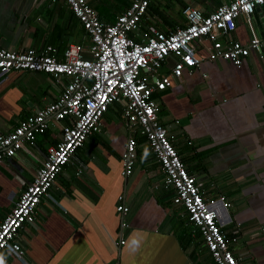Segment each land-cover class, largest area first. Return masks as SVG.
Returning a JSON list of instances; mask_svg holds the SVG:
<instances>
[{"label": "crops", "instance_id": "obj_1", "mask_svg": "<svg viewBox=\"0 0 264 264\" xmlns=\"http://www.w3.org/2000/svg\"><path fill=\"white\" fill-rule=\"evenodd\" d=\"M96 1L90 4L105 23H113L131 4L98 0L97 8ZM172 1H152L154 6L163 2L164 11L150 16L147 10L151 27L172 31L181 16L180 2L209 13L231 0ZM251 23L264 38V9L255 10ZM250 37L242 16L230 39L247 44ZM77 44L89 57L85 31L63 0H0L2 48L41 51L52 46L54 56L63 59L65 50ZM207 46L194 42L198 66L172 78L152 98L159 122L203 197H223L229 204L230 223L222 230L228 238L237 236L232 250L238 262L264 264V51L251 52L237 68L224 60L209 61ZM168 72L164 68L158 76ZM68 81L40 72L0 74V135L53 103ZM123 105L108 107L98 131L57 176L52 199L42 198L34 223L18 231L23 260L3 251L0 264H213L202 249H191L196 243L187 244L195 226L173 204V190L164 187L160 166L139 133L132 174L122 177L130 133ZM66 121L50 120L49 131L37 136L33 146L0 161V223L31 183L47 149L60 140ZM120 197L129 209L124 219L117 211Z\"/></svg>", "mask_w": 264, "mask_h": 264}, {"label": "built area", "instance_id": "obj_2", "mask_svg": "<svg viewBox=\"0 0 264 264\" xmlns=\"http://www.w3.org/2000/svg\"><path fill=\"white\" fill-rule=\"evenodd\" d=\"M63 1L85 31L89 57L79 44L70 45L63 59L54 56L52 46L41 51H13L0 46V74L30 71L50 75L57 81L62 77L69 80L53 103L0 135L1 161L14 157L25 145L33 146L37 136L49 131L50 120H67L61 125L60 140L47 149L46 159L31 183L0 223V256L7 251L23 260L24 252L16 241L18 231L23 225L34 223L42 198L52 199L50 190L57 176L88 136L98 131L108 107L123 103L122 115L130 133L121 158L122 177L132 174L139 133L160 166L164 187L173 190V204L184 209L188 220L201 233L212 263L240 264L232 250L237 236L228 238L222 230L230 223L229 204L223 197H203L195 177L186 170L166 128L159 122L158 105L152 95L166 90L172 78H180L186 71L192 73L198 66L194 42L208 43L209 61L224 60L237 68L251 52L262 54L264 38L254 31L251 16L257 8L264 9V0H231L209 13L186 6L182 10L185 25L169 32L154 27L141 29L151 0H131L113 23L101 21L90 0ZM242 16L251 33L247 44L230 39ZM164 68H169V72L158 76ZM119 199L117 211L124 219L129 209L123 197Z\"/></svg>", "mask_w": 264, "mask_h": 264}, {"label": "trees", "instance_id": "obj_3", "mask_svg": "<svg viewBox=\"0 0 264 264\" xmlns=\"http://www.w3.org/2000/svg\"><path fill=\"white\" fill-rule=\"evenodd\" d=\"M153 0H151V2H150V4H149V7H148V13H149V10H150V12H153V14L152 13H149V14H152V15H150V16H153L154 14H157L158 16H160V12H162V11H164L163 9H161V7H159V6H154L152 3ZM169 2L170 3H172L173 5H174V3H173V1L172 0H169ZM179 6H180V12H181V16H180V12H179V14H177V16L179 17L178 18V22H176V25H175V27L176 26H184L185 25V23H186V21H185V19H183V16H182V10L186 7V5H184V4H182V2H180L179 3ZM100 19V18H99ZM151 22H150V20H147V16H144V18L142 19V21H141V23H140V26H141V29H144V30H146V29H149L150 27H151ZM178 24V25H177ZM175 28H172V30H174ZM189 233H191V234H195V237H194V239H190L188 242H187V244H189V245H192L193 246V242L194 243H196L191 249H194L195 248V246L197 247V248H200V249H202V251L204 252V256H205V258H207V259H209V260H211V256H210V253L208 252V250H207V247L205 246V242H204V240H203V238H202V236H201V233L195 228V230H193L192 231V229H191V232H189ZM191 237V236H190ZM211 262H212V260H211Z\"/></svg>", "mask_w": 264, "mask_h": 264}, {"label": "rangeland", "instance_id": "obj_4", "mask_svg": "<svg viewBox=\"0 0 264 264\" xmlns=\"http://www.w3.org/2000/svg\"><path fill=\"white\" fill-rule=\"evenodd\" d=\"M163 3V2H162ZM160 3L159 7L163 8L164 7V4ZM96 7L98 8V0L96 1Z\"/></svg>", "mask_w": 264, "mask_h": 264}, {"label": "water", "instance_id": "obj_5", "mask_svg": "<svg viewBox=\"0 0 264 264\" xmlns=\"http://www.w3.org/2000/svg\"><path fill=\"white\" fill-rule=\"evenodd\" d=\"M256 10H260V8H257Z\"/></svg>", "mask_w": 264, "mask_h": 264}]
</instances>
